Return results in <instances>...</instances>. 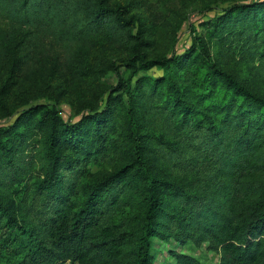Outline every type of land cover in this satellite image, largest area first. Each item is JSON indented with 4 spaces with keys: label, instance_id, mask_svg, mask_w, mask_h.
Here are the masks:
<instances>
[{
    "label": "trees",
    "instance_id": "16d2710c",
    "mask_svg": "<svg viewBox=\"0 0 264 264\" xmlns=\"http://www.w3.org/2000/svg\"><path fill=\"white\" fill-rule=\"evenodd\" d=\"M261 2L239 7L252 9ZM126 12L125 4L110 0H0V17L10 22L12 33L26 29L32 38L50 36L64 45L103 30L123 36ZM239 31L247 44H256L250 48L264 45V21L244 24ZM0 36L9 39L5 32ZM200 44L210 59L202 38ZM255 50L264 56V48ZM205 56L199 63L205 72L195 95L198 103L172 75L148 83L143 77L134 90L128 89L130 113L139 100L144 111L163 117L169 128L170 137L161 139L155 154L170 177L151 168L131 119L132 157L85 181L90 161L112 159L100 148L114 130L116 111L109 104L68 123L45 107L39 119L45 140H39L27 161L38 164L30 179V221L18 219L0 197V237L10 244L8 264H60L67 259L84 264H205L183 250L189 242H208L219 250L217 264H264V96ZM126 60L133 67L132 79L140 69L169 65L171 57L138 53ZM41 108L31 105L13 125L0 128V148L13 147L6 160L0 155V170L10 171L9 176L28 172L21 159L25 138L16 134ZM155 237L173 239L180 248L169 249L170 259L158 260Z\"/></svg>",
    "mask_w": 264,
    "mask_h": 264
},
{
    "label": "rangeland",
    "instance_id": "374dc122",
    "mask_svg": "<svg viewBox=\"0 0 264 264\" xmlns=\"http://www.w3.org/2000/svg\"><path fill=\"white\" fill-rule=\"evenodd\" d=\"M256 1L259 0H110L113 5H126L129 22L126 25L121 22L125 25L122 28L125 34L117 36L103 30L72 45H64L50 36L32 38V32L26 29L12 33L10 22L0 17V32L9 34L10 39L0 36V128L13 125L25 108L42 104L39 112L18 126L16 134L25 138L21 143L24 147L21 159L25 160L28 172L16 177L9 176L10 171L0 170V197L13 215L22 222L30 221L28 201L38 164H27V161L35 155L39 140H45L39 127L45 107L53 109L68 123L95 110L101 111L109 104L116 111L114 130L106 134L100 148L104 154H111L112 159L99 156L90 161L84 177L89 182L132 157L131 119L146 145L151 168L171 176L168 167L155 154L161 139L170 137L169 128L163 117L144 111L139 100H134L130 113L133 102L129 100L128 89L134 90L143 77L147 79L144 83H148L163 75H172L192 101L198 103L195 95L205 72V67L199 64L205 56L201 38L210 50V59L205 56L209 61H215L264 96V56L255 52L264 45L250 48L256 44H247L238 32L244 24L264 21V2L252 5V9L239 7ZM198 51L200 54L194 59ZM138 53L147 58L164 55L171 57V61L169 65L140 69L131 79L133 67L126 58ZM94 130L90 135H94ZM8 153H13V147L0 148L5 160ZM153 246L158 260L170 259L169 249L180 248L173 239L163 241L157 237ZM9 249L10 244L0 237V264L9 263ZM183 250L200 257L205 264H217L220 259L219 250L211 248L208 242L201 245L189 242Z\"/></svg>",
    "mask_w": 264,
    "mask_h": 264
},
{
    "label": "built area",
    "instance_id": "2783aa9c",
    "mask_svg": "<svg viewBox=\"0 0 264 264\" xmlns=\"http://www.w3.org/2000/svg\"><path fill=\"white\" fill-rule=\"evenodd\" d=\"M60 264H84V263H80L78 261H73L71 259H67V260H64L63 262H61Z\"/></svg>",
    "mask_w": 264,
    "mask_h": 264
}]
</instances>
